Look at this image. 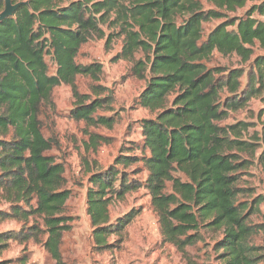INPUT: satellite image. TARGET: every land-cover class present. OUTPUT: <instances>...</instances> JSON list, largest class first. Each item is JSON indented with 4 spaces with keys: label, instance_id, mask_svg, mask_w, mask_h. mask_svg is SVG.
I'll list each match as a JSON object with an SVG mask.
<instances>
[{
    "label": "trees",
    "instance_id": "obj_1",
    "mask_svg": "<svg viewBox=\"0 0 264 264\" xmlns=\"http://www.w3.org/2000/svg\"><path fill=\"white\" fill-rule=\"evenodd\" d=\"M249 1L27 0L0 20V219L20 225L0 233V248L12 240L27 250L32 241L55 264H68L63 245L73 230L66 212L72 191L65 164L50 154L59 140L54 132L45 136L41 114L65 84L75 98L73 119L113 128L115 116L97 114L111 109L112 90L96 84L86 94L77 85L78 76L100 81L103 64L77 57L95 38L108 44L120 38L113 60H126L130 74L145 81L136 102L154 117L140 122L141 144L123 150L108 169L89 170L87 213L97 249L119 247L110 239L120 240L140 214L137 208L113 220V201L146 188L164 239L180 252L200 241L202 228L223 230L214 244L223 264H264V245L254 242L264 224L253 222L264 195L240 185L254 162L264 170L262 113L257 122L224 123L251 100H264V1L248 7ZM215 52L242 64L210 66ZM88 137V152L108 141L95 132ZM143 171L146 178H138Z\"/></svg>",
    "mask_w": 264,
    "mask_h": 264
},
{
    "label": "rangeland",
    "instance_id": "obj_2",
    "mask_svg": "<svg viewBox=\"0 0 264 264\" xmlns=\"http://www.w3.org/2000/svg\"><path fill=\"white\" fill-rule=\"evenodd\" d=\"M262 1L264 0H250L248 7ZM261 19L264 20V17ZM218 23L219 21H216L206 25V31L209 32ZM121 46L120 38H115L111 44L107 43L106 38H95L83 45L77 57V61L82 64L92 62L103 64L104 73L100 81L96 82L87 76H78L77 85L79 91L86 94H92L96 84L112 90L114 100L111 109L108 107L99 109L97 114L115 116L116 123L113 128L88 127L84 121L73 119L71 111L75 98L71 87L65 84L54 89L52 103L46 104L41 114L45 136L50 137L54 132L59 140V148L53 149L50 154L54 155L57 161L65 164L67 187L72 191L66 212L73 217V230L65 235L64 257L68 264H223L218 258L219 252L214 249L215 242L224 234L223 230L212 231L202 228L199 231L200 241L195 246H188L184 252H180L164 239L158 216L152 207L151 197L146 188L132 192L124 200H115L111 204L113 220L123 217L133 209H141L140 214L128 225L120 240L116 236L110 239V242L118 244L119 247L101 251L94 243L86 203L89 170L108 169L123 150L127 151L129 147L141 144L140 122L142 119L154 117V114L140 107L136 102V98L145 87V81L130 74L131 64L126 60H113L121 50ZM261 52L257 49V53ZM49 64L50 72L54 73L55 64L52 61H49ZM241 64L236 55L222 56L217 52L209 63L210 66L228 67H238ZM95 97L93 95L92 98ZM259 113H262L260 116L262 122L264 121L263 98L251 100L246 108L235 113L224 123H232L234 119L257 122ZM257 128L259 129V126ZM89 132L106 136L107 143L101 145L95 152L86 151L84 144L88 141ZM133 153L140 154L141 149L137 148ZM248 171L240 185L252 188L256 194L264 195V170L254 162ZM146 176V171L137 175L140 179H145ZM167 191H171L170 184ZM261 209L262 214L253 216L254 224H264V203ZM19 228L20 225L14 221L0 219V233ZM254 242L264 245V231L255 237ZM4 243L7 245L3 249L0 248V264H55L40 244L30 241L25 250V244L17 241H4ZM24 255H27V263L18 261V258Z\"/></svg>",
    "mask_w": 264,
    "mask_h": 264
},
{
    "label": "water",
    "instance_id": "obj_3",
    "mask_svg": "<svg viewBox=\"0 0 264 264\" xmlns=\"http://www.w3.org/2000/svg\"><path fill=\"white\" fill-rule=\"evenodd\" d=\"M22 3H27V2L21 1L18 3H14L13 0H5V9L3 10V12L0 13V20L12 16L15 13L17 7Z\"/></svg>",
    "mask_w": 264,
    "mask_h": 264
}]
</instances>
